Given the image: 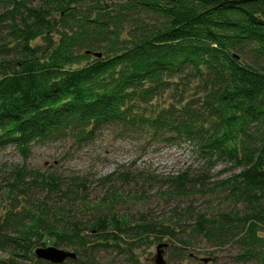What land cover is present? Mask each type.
<instances>
[{
	"label": "trees",
	"instance_id": "trees-1",
	"mask_svg": "<svg viewBox=\"0 0 264 264\" xmlns=\"http://www.w3.org/2000/svg\"><path fill=\"white\" fill-rule=\"evenodd\" d=\"M104 127L229 166L230 208L134 220L114 212L123 196L113 175L112 195L90 205L77 203L81 179L65 187L16 167L2 180L0 264H52L34 254L50 241L72 248L62 264H104L98 254L116 248L136 264L140 246L163 240L233 247L235 264H264V0H0V150L26 159L37 143L86 142ZM207 177L163 183L186 196Z\"/></svg>",
	"mask_w": 264,
	"mask_h": 264
},
{
	"label": "rangeland",
	"instance_id": "rangeland-1",
	"mask_svg": "<svg viewBox=\"0 0 264 264\" xmlns=\"http://www.w3.org/2000/svg\"><path fill=\"white\" fill-rule=\"evenodd\" d=\"M16 167H24L35 175H54L65 187L72 185V179H81L84 188L78 198L82 201L76 202L90 205H99L100 200L112 195L114 188L105 184L104 179L113 175L114 186L119 187L123 196L114 212L117 216L134 220L146 217L152 221L168 222L169 219L175 220L176 215L186 213L187 209L211 214L231 206L222 185L234 174L229 166L219 163L210 168L188 144L166 145L147 141L136 134L122 133L116 127H104L93 140L86 142L63 137L37 143L32 146L31 154L26 159L12 147L0 150V196L3 195V178L8 177L9 172ZM186 171L194 176L208 171L207 188L186 196H169L164 179ZM125 175H129L132 180L127 182ZM44 196L36 191L33 199L40 201ZM3 204L5 208L8 206L6 202ZM81 212L77 217L83 221L92 219V212L84 208ZM48 244L54 247L52 241ZM161 244L165 245L161 248L164 264H201L203 258L213 259L211 264H235L229 253V250L234 251L233 247L215 250L195 242L193 249L188 251L179 250L166 240L160 244L140 246L134 252L136 264H156L158 246ZM59 249L72 251L68 247ZM186 253L191 256L185 257ZM205 253L212 255L207 256ZM98 257L104 264L134 263L130 255L123 254V250L117 248L102 251Z\"/></svg>",
	"mask_w": 264,
	"mask_h": 264
},
{
	"label": "water",
	"instance_id": "water-1",
	"mask_svg": "<svg viewBox=\"0 0 264 264\" xmlns=\"http://www.w3.org/2000/svg\"><path fill=\"white\" fill-rule=\"evenodd\" d=\"M96 55V54H95ZM100 57V55H96ZM165 245L161 244L158 246V252L156 257V264H164L162 260V251L161 248H164ZM37 259L50 262L52 264H62L66 259H75V254L72 252L64 251L55 247L47 248H37L34 252ZM209 259H203L204 263H207Z\"/></svg>",
	"mask_w": 264,
	"mask_h": 264
}]
</instances>
